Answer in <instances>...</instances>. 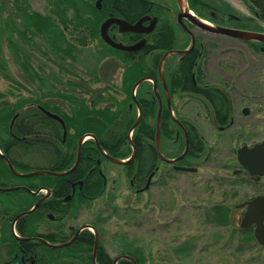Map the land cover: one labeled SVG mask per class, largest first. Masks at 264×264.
Here are the masks:
<instances>
[{
    "label": "trees",
    "instance_id": "trees-1",
    "mask_svg": "<svg viewBox=\"0 0 264 264\" xmlns=\"http://www.w3.org/2000/svg\"><path fill=\"white\" fill-rule=\"evenodd\" d=\"M95 1L49 0L51 4L49 10L41 12L34 9L31 0H0V84L6 81L10 86L8 90L0 89L1 153L21 173L41 169L59 172L69 169L73 164L79 140L87 134L95 136L85 141L81 148L85 163L81 162L76 171L66 176L53 174L19 176L10 170L5 158L0 154V187H21L11 191L0 190V223L1 221L7 223L11 216L30 210L37 201V196L33 192L39 187H59L63 193L71 187V182L68 180L77 178V181L80 178L78 170L88 171L95 165L94 178L86 182L91 176L86 172L88 177H84L85 183L82 189L84 200L91 206L93 200L105 193L103 176L100 172L103 170L102 163L107 157L100 147L109 155L119 159L129 157L135 148L134 159L122 164L121 167L125 174H131V178L133 176L136 178L137 185L144 183V178L148 174L145 168L147 154L157 155L155 134L159 106L153 101V83L149 84L147 79L141 81L135 97L133 88L144 78H156L158 82L160 81L159 64L162 45L171 41L170 33L168 31L166 34L161 29H157L152 36L151 45L131 51V54L123 52L125 63L126 61L131 63L124 66L121 87L115 88L110 80L106 82V87H93L103 80L95 72L82 71L77 66L78 64L97 65L93 61L96 57L94 50L98 52L101 46L98 49L84 48L87 38L81 26L86 23L79 15L81 10L96 13L98 10ZM134 1L137 16L145 10L146 4L144 0ZM187 2L189 7L202 18L211 19V13L214 12L218 15L215 18L216 22L220 24L262 27L258 22L233 13V7L222 0H187ZM244 2L252 9L259 21L264 23V0H244ZM107 11L113 12L112 7L109 6ZM235 16H239V19ZM99 24L90 21L88 25L94 39ZM172 27L173 24L170 23L169 29ZM6 47L15 63L23 70L22 79L10 71L5 55ZM192 58L193 54L186 55L184 61L186 67L192 64ZM182 72L187 73V69L183 67ZM171 82H175L174 77ZM113 89L117 93H114ZM119 93H125L120 100L114 95L119 96ZM139 108L142 112L141 119L133 129L130 140L129 133L138 119ZM46 110L59 115L64 120L66 129L59 120L48 115ZM169 120L170 114L166 112L163 115L162 133L164 137L171 138L175 131L167 122ZM48 200L42 206H46ZM46 207L45 211L48 209ZM37 215L38 211L29 213L22 216L21 221L31 224ZM231 216L230 206L215 203L208 210L206 218L213 225L226 227L231 225ZM30 231L29 226L27 230L21 232L23 235H31ZM236 232H238L237 252L260 245L252 229L239 226L233 229L234 235ZM5 233H2L3 242L7 239ZM78 246L76 244L74 248ZM179 247L175 251L181 258L192 255L194 245L191 241H186ZM126 250L131 252V258L135 261L124 258L118 264L147 263L149 256L142 247L133 246L131 242V248ZM40 257L45 258V255ZM90 259L91 257H88L89 261ZM54 261H56L54 258L47 257L44 264H52ZM101 263L108 264L103 259ZM109 264H112V259Z\"/></svg>",
    "mask_w": 264,
    "mask_h": 264
},
{
    "label": "flooded vegetation",
    "instance_id": "flooded-vegetation-1",
    "mask_svg": "<svg viewBox=\"0 0 264 264\" xmlns=\"http://www.w3.org/2000/svg\"><path fill=\"white\" fill-rule=\"evenodd\" d=\"M97 1H95L98 10L96 13L81 10L79 14L86 23L81 26L87 38L84 42V48L98 49L101 46L100 50L94 53L96 57L93 61L96 64L99 63V59H102V63L111 60L118 66L131 63V61L125 63L124 57V53L131 54V50L116 48L101 35L103 23L113 18L134 25L139 20L149 17V19L143 21L142 25L149 28L154 24L149 31L135 32L128 29L127 25H123L121 22H112L108 26L107 34L116 43L128 47L142 43L141 47L137 49L140 50L151 45L155 31L161 29L166 34L169 31V38H171V41L162 45L161 60L170 51H186L184 53H172L166 57L163 65L164 82L161 75H159V82L156 78H152L154 81L147 79L153 83V101L158 104L159 108L160 106L162 108L160 144L162 155L165 158L160 155L157 147L156 156L151 153L147 154L145 168L148 170V174L144 178V187L138 188L137 191L148 190L158 177L160 178L159 181L162 182L168 171L184 174L197 173L204 168L205 163L218 156L223 160L221 163L222 168L218 169H222L220 170L222 172L226 171L223 173V179H226L225 182L231 188L233 187L232 189H234V186L240 185L237 180L246 182L238 179L237 176L241 174L250 178V183H253L251 186L262 188L256 195H252L236 205L238 209L243 210L242 222L248 205L240 206L257 196H264V174L251 175L238 159V151L241 147L246 146L252 149L264 142V42L246 41L204 30L191 23L182 14L183 11L178 0H144L146 8L137 16L134 0H132L133 3H131V0H116L115 3L114 0H101L99 6H97ZM109 6L112 7L113 12L107 11ZM193 13L214 26L264 33L262 27H241L239 25L217 23L215 18L218 15L214 12L211 13V19L202 18L194 11ZM235 18L239 19V16H235ZM251 20L258 22L259 19L256 17V19ZM90 21L100 23L95 39L88 29ZM170 23L173 24V27L169 29ZM190 53L193 54L192 64L186 67L184 61L186 55ZM183 67L187 69V73L182 72ZM172 77H174V83L171 82ZM168 96L170 104L168 103ZM130 106L132 107V104ZM48 112L50 111L46 110L47 114ZM166 112L170 114V120L167 122L172 130V127H174L175 131L171 138L164 137L162 133L163 115ZM82 138L84 140L81 148L85 141L92 139L85 136ZM82 138L79 140L76 158L71 167L59 172L71 171L55 176L69 175L78 169L79 165L82 164L81 162L85 163L80 148ZM248 141H251V144ZM223 142L234 146L229 152L220 153V149H223ZM214 145L221 146L216 151L211 150L214 149ZM207 147L210 152L206 158L203 156ZM100 150L107 157L102 163L103 170L100 172L103 176L102 184L104 183L105 193L109 187V180H111L109 177L112 175L113 183L124 177L125 180L130 182V185L138 186L136 178L134 176L131 178V174H125L123 168L122 172H112V168L108 165L121 166L122 164L111 161L108 157L111 155L102 147H100ZM225 151H227L226 148ZM79 152L80 158L76 164ZM169 160L176 161L170 162ZM95 169L96 166L93 165L88 171L78 170L80 178L77 181V178L68 180L71 182V187L64 191V194L59 187H39L36 191L38 193L35 194L37 201L34 206L38 202L39 205L33 211H38V215L31 224L22 222V217L17 218L18 214L11 216L7 223L1 221L0 262L2 264H31L32 262L34 264H44L47 257L56 260L52 264H102V259L108 264L111 259L112 264H115V260L118 259L116 263L118 264L124 258L131 260V252L127 250L119 252L115 258L111 257L109 251L103 245L101 239L102 229L97 221L76 225V223L81 222L79 213L81 208L86 209L88 206L82 194L85 183L84 177L87 178V174L91 175L86 182L94 178L95 174L93 172ZM42 191L45 193L42 194ZM105 193L98 196L92 203L102 199ZM58 195L65 196L57 197ZM47 200L46 206L48 209L45 211L46 206L42 205ZM263 208L262 204L257 209ZM29 226L31 235H23L21 231L27 230ZM256 227L253 224L246 229H252L255 236ZM3 228L5 230H2ZM2 233L7 235L4 242L2 241L4 239ZM76 244L79 245V248H74ZM41 255H45V258L40 257ZM88 257H91L90 261Z\"/></svg>",
    "mask_w": 264,
    "mask_h": 264
},
{
    "label": "rangeland",
    "instance_id": "rangeland-1",
    "mask_svg": "<svg viewBox=\"0 0 264 264\" xmlns=\"http://www.w3.org/2000/svg\"><path fill=\"white\" fill-rule=\"evenodd\" d=\"M222 1L231 5L236 15L256 19L244 0ZM31 3L34 9L41 12H47L51 5L49 0H31ZM258 24L264 28L263 22L258 20ZM5 55L10 71L22 79L23 70L15 63L8 47ZM101 60L99 59L100 64L97 65L78 64L77 67L82 71L95 72L103 80L93 87H106L108 80L115 88L121 87L124 66H118L111 60L102 63ZM9 87V82L2 81L0 84L1 91L8 90ZM113 92L117 93L115 89ZM114 95L120 100L125 93ZM248 143L251 144V141ZM233 146L223 142V149L219 152L227 153ZM219 147L214 145L211 150L216 151ZM209 152L207 147L203 157L207 158ZM222 161L216 156L197 173L168 171L162 182L158 177L148 190L144 189L140 193L137 189L142 188L144 183L132 186L124 177L113 183L112 172H122V167L108 165L112 168V176L109 177L111 180L105 196L94 201L91 206L89 204L86 209L81 208V222L76 225L97 221L102 229L103 245L112 258L131 248L132 242L133 246L142 247L149 256L146 264H264V246L257 244L243 252H237L238 232L236 235L233 233V229L240 226L243 214V210L235 206L256 195L262 188L251 186L253 183H250V178L241 174L237 176L238 179L246 182L237 180L240 185L232 189L225 182L226 179H223L226 171L218 169L222 168ZM215 203L231 207V225L216 226L207 221L208 210ZM186 241L193 243V253L190 257L181 258L175 250Z\"/></svg>",
    "mask_w": 264,
    "mask_h": 264
},
{
    "label": "water",
    "instance_id": "water-1",
    "mask_svg": "<svg viewBox=\"0 0 264 264\" xmlns=\"http://www.w3.org/2000/svg\"><path fill=\"white\" fill-rule=\"evenodd\" d=\"M178 1H179V5H180V7H181V9L183 11L182 14L184 16H186L191 23H193L194 25H196V26H198V27H200V28H202L204 30L212 31V32H215V33H220V34H223V35H228V36H231V37H234V38H238V39H242V40H246V41H261V42H264V33H258V32H252V31H243V30H237V29H234V28H227V27H221V26H214L212 24H209V23L205 22L203 19H201L200 17L195 15L189 9V7L187 5V0H178ZM100 2H101V0L97 1V6L100 5ZM184 8H186V9H184ZM145 19H149V17L139 20L134 25L127 24L126 22H124L122 20H119V19H116V18L108 19V20H106L103 23V25L101 27V35L108 43H110L111 45H113L116 48L124 49V50H131V51L137 50V49H139L141 47L142 43H140L139 45L137 44V45L131 46V47L124 46L122 44L116 43L114 40H112L108 36L107 29H108V26L112 22H118V23L121 22L123 25L124 24L127 25L128 29H130L131 31H135V32L149 31L151 28H153L154 24H152L149 28H145L142 25V23H143V21ZM184 52H186V51H182V52L170 51V52L167 53V55H165L163 57V59L160 62V66H159V71H160L161 79H162L163 82H164L163 65H164L166 57L169 56L172 53H184ZM145 79H152V78H144V79L140 80L135 85V87L133 89L134 93H135V90L137 89L138 85L140 84V82L145 80ZM152 80L154 81V79H152ZM168 103L170 104L169 96H168ZM171 109L172 108L170 107V110ZM171 113L173 114V111H171ZM48 114L50 116H52L53 118L59 120L62 123L64 129H66L65 122L59 115L53 114L51 112H48ZM141 115H142V112H141V109H139L138 119H137L136 123L134 124L133 128L131 129V131H133V129L139 123V121L141 119ZM161 115H162V108L160 106L159 112H158L157 129H156L157 130L156 131V147H157L158 152L160 153V155L163 158H165L162 155L161 144H160V141H161V138H160ZM65 135H66V130H65ZM87 136L95 138V136L92 135V134H87ZM130 136H131V134H130ZM83 140L84 139L82 138V140L80 141V148H81V144H82ZM0 154L3 155L1 153V151H0ZM135 154H136V150L134 148L132 155L128 159H119V158H115V157H111V156H108V157L114 163L125 164V163L129 162L130 160H133L134 157H135ZM3 157L5 158L7 164L9 165L10 170L13 173H15V174H17L19 176H34V175H44V174L61 175V174H66V173L71 171L70 170V171H67V172H51V171H46V170H36V171L29 172V173H21V172L17 171L14 168V166L11 164V161L5 155H3ZM79 158H80V152H79V156H78V159L76 161V164L78 163ZM238 159H239L240 163L250 172L251 175H263L264 174V142L262 144L256 145L252 149H249L246 146L241 147L239 149V151H238ZM169 161L170 162H175L176 160H169ZM19 188H21V187H8V188L0 187V190L11 191V190L19 189ZM33 193L36 194L38 192H33ZM262 204L264 206V196H257L254 199L249 200L246 203L242 204L240 207L248 205L247 212L245 213V216H244V218L242 219V222H241V227L242 228H247V227L255 224L257 226L256 230H255V237H256L257 241L260 244L264 245V208L260 209V210L257 209ZM38 205H39V202L32 209L27 210V211H23L20 214H18L17 218H20V217H22L24 215L32 213L37 208ZM131 260L135 261L133 258H131ZM117 261H118V259L115 260V264L117 263ZM31 264H34V262H32Z\"/></svg>",
    "mask_w": 264,
    "mask_h": 264
},
{
    "label": "bare ground",
    "instance_id": "bare-ground-1",
    "mask_svg": "<svg viewBox=\"0 0 264 264\" xmlns=\"http://www.w3.org/2000/svg\"><path fill=\"white\" fill-rule=\"evenodd\" d=\"M184 5V4H183ZM184 9H186V8H184ZM205 22H207V23H209V24H211L210 22H208V21H205Z\"/></svg>",
    "mask_w": 264,
    "mask_h": 264
}]
</instances>
